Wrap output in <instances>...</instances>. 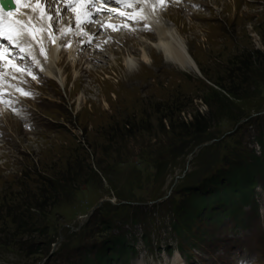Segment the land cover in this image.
Segmentation results:
<instances>
[{
	"label": "rangeland",
	"instance_id": "obj_1",
	"mask_svg": "<svg viewBox=\"0 0 264 264\" xmlns=\"http://www.w3.org/2000/svg\"><path fill=\"white\" fill-rule=\"evenodd\" d=\"M189 1L165 16L198 74L150 48L151 64L128 74L114 38L87 65L94 75L62 67L60 86L6 49L17 63L0 108V264H122L134 250L130 264H264V174L250 203L204 208L174 229L191 194L208 197L216 178L230 194L234 164L264 162V0Z\"/></svg>",
	"mask_w": 264,
	"mask_h": 264
},
{
	"label": "bare ground",
	"instance_id": "obj_2",
	"mask_svg": "<svg viewBox=\"0 0 264 264\" xmlns=\"http://www.w3.org/2000/svg\"><path fill=\"white\" fill-rule=\"evenodd\" d=\"M14 1L16 8L6 11L8 15L6 16V22H11L17 28L20 25H24L26 28L34 27L36 29L35 38L27 30H23L20 37V47L25 49L24 52L20 51V47H15L4 39H0V44H5L0 49H17L14 52H19L25 57L24 64H36L39 66V69L42 70L39 73L46 82L55 81L56 83L57 81L60 86H65L68 79L64 77L63 73L65 71L61 72L62 67H73V74L76 79L78 78V74L75 73L76 67H81L82 77L83 75L87 77L88 74L94 75L95 72H92L87 65L93 64V60L98 58L96 51L100 53L107 52L109 46L112 47L111 44L114 38L119 39L121 42V48L118 51L123 54L122 69L128 74L133 73L136 69H142L144 65L151 64L148 48L152 52H159L165 63L173 65V68L178 71L199 73L198 66L188 50L186 40L182 37L180 30L176 28L175 24H171L170 19L166 17L168 8H171L169 12H173L176 17L178 16L176 14L177 10L187 11L189 7L183 4L184 0H173V2L167 0H162V2L161 0H126L125 2V0H121L119 4L116 3V0H82L81 4L73 3L71 9L66 5L72 0H48L47 4L51 2L49 7L43 4L41 0H36V2L34 1L28 6V11H26L27 9H25L24 5L26 6L29 0ZM189 2L193 1L190 0ZM81 8L87 13V16L82 15L81 22L78 25L76 13ZM65 11H67V15L62 18L61 15ZM42 14L43 18H41ZM49 15L52 17L51 20L47 18ZM30 20L31 26L27 24ZM57 20H59V25L55 24ZM125 20H128V22ZM17 21L20 23L16 24ZM135 22L139 23V25H136ZM62 25L63 27L61 28ZM127 29L130 30L127 35H134L135 37L125 38V34L119 35V32L122 33L123 30ZM64 31L66 32L65 36L63 35ZM195 35L198 34L195 33ZM77 36L82 37L78 39L76 38ZM85 46H90L88 47L89 50H85L86 52L83 50ZM50 50L54 51L52 56L56 58L49 65H44V60L50 56L48 55ZM91 50H93L92 54H90ZM138 51L139 58L136 59L133 53ZM7 57L8 53L6 52V56L3 59L5 61L1 62L0 60L2 64L0 66V90L6 91L5 96H1L0 93V108L2 107L3 109L4 105L9 104L10 95L7 96V94L15 91L13 85L8 83L9 81H3L8 74L13 75V77L15 75L13 65L17 62H14V60L8 61ZM16 57L20 58L21 56ZM115 63L117 64L116 58L114 62H111L113 65L110 64L107 68L112 69L116 65ZM10 66L11 69H9ZM25 67L28 66L26 65ZM1 69H4V71H1ZM6 78L10 79L11 77L7 76ZM82 101L83 96L78 95L76 105H79ZM179 258V254L174 256L175 261H178ZM138 264H142V262L139 261Z\"/></svg>",
	"mask_w": 264,
	"mask_h": 264
},
{
	"label": "trees",
	"instance_id": "obj_3",
	"mask_svg": "<svg viewBox=\"0 0 264 264\" xmlns=\"http://www.w3.org/2000/svg\"><path fill=\"white\" fill-rule=\"evenodd\" d=\"M256 173H258L259 176L264 174V162L260 160L258 156L253 155L250 162L243 160L240 165L234 164L227 173L224 186L230 194H227L225 191L222 193L215 188L216 186L214 184H218V178L213 179L211 186L208 187V190L210 191L208 197L202 195V192L205 191L204 187L191 194V203L187 211H184L182 214L180 213L182 220L179 225L177 224L174 226L175 231L180 232L179 227L184 225V220H191L194 215L204 208L212 209L214 205H220L221 209L224 206L232 205L235 198L239 200V202L241 201L240 203H250L253 200L254 188L257 183V180L255 179ZM235 209H237V207H234V210ZM231 213H234L233 209L226 210L224 214ZM135 252V250L131 251L125 262L122 264H129V259L132 257L131 255L135 254ZM123 256H127V254L124 253Z\"/></svg>",
	"mask_w": 264,
	"mask_h": 264
},
{
	"label": "snow or ice",
	"instance_id": "obj_4",
	"mask_svg": "<svg viewBox=\"0 0 264 264\" xmlns=\"http://www.w3.org/2000/svg\"><path fill=\"white\" fill-rule=\"evenodd\" d=\"M126 2V0H125ZM162 2V0H161ZM73 3L75 4H81L82 0H72V2L67 3V7L69 9L72 8ZM116 3H121V0H116ZM46 14V13H45ZM84 15L85 17L87 16V13L84 12V10L81 8L79 11H77L76 13V21L77 24L79 25L81 22V16ZM121 15H123V13H121ZM43 18V14L42 17ZM49 20L52 19V17L49 15L47 17ZM5 19L6 16L0 12V39H4L7 40L10 44H12L15 47H20V37L22 34L23 30H27L32 36L33 38H35V33H36V29L34 27H28L26 28V26L24 25H20L19 28H17L14 24H12L11 22L8 23L7 25H5ZM20 22H16V24H19ZM24 48L20 47V51L24 52ZM6 49H0V60H3L6 56ZM21 59H23V57H21ZM25 95H27V93H25Z\"/></svg>",
	"mask_w": 264,
	"mask_h": 264
},
{
	"label": "water",
	"instance_id": "obj_5",
	"mask_svg": "<svg viewBox=\"0 0 264 264\" xmlns=\"http://www.w3.org/2000/svg\"><path fill=\"white\" fill-rule=\"evenodd\" d=\"M10 6H11V7H14V5H13V3H12L11 1H10ZM98 206H99V204H98L96 207H98ZM96 207H95V208H96ZM93 210H94V209H93ZM93 210H92V211H93Z\"/></svg>",
	"mask_w": 264,
	"mask_h": 264
}]
</instances>
